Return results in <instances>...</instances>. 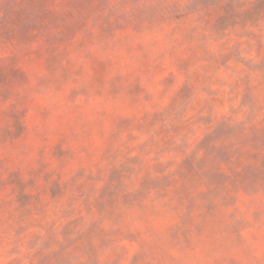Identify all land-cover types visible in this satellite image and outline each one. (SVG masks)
<instances>
[{
	"label": "rangeland",
	"instance_id": "obj_1",
	"mask_svg": "<svg viewBox=\"0 0 264 264\" xmlns=\"http://www.w3.org/2000/svg\"><path fill=\"white\" fill-rule=\"evenodd\" d=\"M0 264H264V0H0Z\"/></svg>",
	"mask_w": 264,
	"mask_h": 264
}]
</instances>
